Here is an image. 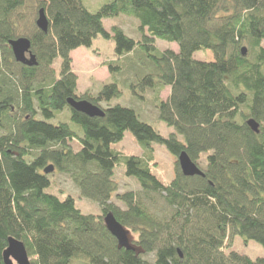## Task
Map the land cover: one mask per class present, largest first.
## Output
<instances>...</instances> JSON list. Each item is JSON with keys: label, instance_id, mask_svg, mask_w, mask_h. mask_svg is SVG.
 <instances>
[{"label": "trees", "instance_id": "16d2710c", "mask_svg": "<svg viewBox=\"0 0 264 264\" xmlns=\"http://www.w3.org/2000/svg\"><path fill=\"white\" fill-rule=\"evenodd\" d=\"M41 9L46 33L36 24ZM119 15L139 20L140 40L105 29L104 20ZM99 36L116 41L110 73L129 78L80 96L71 53L91 49ZM22 37L36 66L14 58L9 42ZM158 40L178 52L159 49ZM0 47V264L10 238L25 245L31 264H264L234 249L237 237L264 248V0H110L97 11L84 0H0ZM199 51L214 60H197ZM120 84L153 92L160 119L175 133L164 137L134 108L113 105L124 95ZM69 99L105 115L89 117ZM64 111L76 128L51 123ZM126 133L149 154L158 144L175 158L169 184L153 173V154L114 149ZM182 152L203 177L183 175ZM121 164L139 191L120 192ZM51 165L101 214L85 215L73 196L53 194ZM108 214L136 236L138 251L119 247Z\"/></svg>", "mask_w": 264, "mask_h": 264}, {"label": "rangeland", "instance_id": "374dc122", "mask_svg": "<svg viewBox=\"0 0 264 264\" xmlns=\"http://www.w3.org/2000/svg\"><path fill=\"white\" fill-rule=\"evenodd\" d=\"M110 0H84L85 5L91 11H97L103 5ZM32 11V9H31ZM140 22L138 19L128 17L125 15H119L115 18H108L104 20V27L107 31L111 32L112 28H121L129 37L140 40L142 34L139 29ZM157 47L161 50L171 49L178 52V46L174 43H168L158 40ZM1 49V47H0ZM116 41L114 39L107 40L102 36H99L94 40L93 47L91 49L80 48L73 53V71L78 76V94L83 96L87 93L97 94L106 84L114 83L119 80V77H127L125 72L123 74L112 75L108 69L107 63L116 61L115 57ZM195 58L200 61H213L214 54L210 51H199L195 54ZM3 61L0 50V66ZM62 60L58 59L54 67L56 68L57 77L61 72ZM133 71L138 69L132 68ZM126 78V79H127ZM124 83V80H122ZM119 87L124 91V95L121 98L114 99L113 105H121L124 107L134 108L140 119L150 125H152L160 134L164 137H169L175 133V130L160 119L159 110L153 101V92L149 90L146 92L140 89L132 90L124 89L120 84ZM170 89L167 88L162 93V99L167 101L169 98ZM68 123L71 127L76 128L70 121L69 111H64L56 116L51 121L52 124ZM178 139L183 141L184 138L180 135ZM80 146L75 145L74 150L78 151ZM150 154L147 150L139 145L131 133H126L125 139L114 145V149L119 152H123L126 156H150L154 155V161L152 162L153 173L160 178L164 183L169 184L175 177V158L170 155L164 146L158 144H152ZM147 148V149H149ZM206 155L202 156L201 160H205ZM202 166H205L201 163ZM125 165L121 164L116 170V179L120 182V192L126 190H140V186L135 178H128L125 174ZM55 172V170H54ZM54 172L52 174H54ZM51 180L54 182V188L50 190L53 194L58 195L61 199L67 198L69 195L73 196L76 200V207L85 215H99L101 214V207L99 204L89 198H83L80 195V190L73 183L71 178L60 172H56L51 176ZM131 239H136V236L132 233ZM234 249L242 254H246L255 259L258 257H264V248L254 241L245 242L244 238L237 237L234 241Z\"/></svg>", "mask_w": 264, "mask_h": 264}, {"label": "water", "instance_id": "95a60500", "mask_svg": "<svg viewBox=\"0 0 264 264\" xmlns=\"http://www.w3.org/2000/svg\"><path fill=\"white\" fill-rule=\"evenodd\" d=\"M36 24L43 32L46 33L48 31V19L43 9L39 11ZM9 45L12 48L16 62L30 67L37 65L36 57L31 50V41L28 38L22 37L11 40ZM242 53L246 56L247 49L243 48ZM68 103L72 109L86 114L89 117H104L105 115L102 109L86 100L69 99ZM250 125L257 129V125L254 122H250ZM178 161L184 176H204V172L190 159L186 152L181 153ZM52 172H54L52 165L45 169L46 174ZM105 223L108 231L118 240L120 248L134 251L139 250L132 244L134 239H131L130 231L123 227L112 214H108L105 218ZM8 241V248L3 254L5 264H31L25 245L14 238H10Z\"/></svg>", "mask_w": 264, "mask_h": 264}, {"label": "crops", "instance_id": "0c3cea01", "mask_svg": "<svg viewBox=\"0 0 264 264\" xmlns=\"http://www.w3.org/2000/svg\"><path fill=\"white\" fill-rule=\"evenodd\" d=\"M76 51H77V50H75V51H73V52L71 53L72 59H73V53L76 52Z\"/></svg>", "mask_w": 264, "mask_h": 264}]
</instances>
